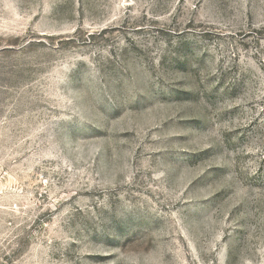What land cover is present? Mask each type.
Returning <instances> with one entry per match:
<instances>
[{
    "label": "rangeland",
    "instance_id": "obj_1",
    "mask_svg": "<svg viewBox=\"0 0 264 264\" xmlns=\"http://www.w3.org/2000/svg\"><path fill=\"white\" fill-rule=\"evenodd\" d=\"M0 264H264V0H0Z\"/></svg>",
    "mask_w": 264,
    "mask_h": 264
}]
</instances>
